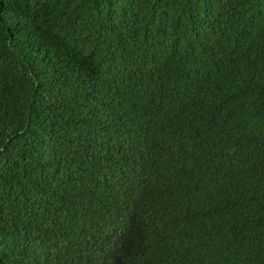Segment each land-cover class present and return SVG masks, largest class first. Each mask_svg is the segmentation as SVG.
Segmentation results:
<instances>
[{"label":"trees","instance_id":"16d2710c","mask_svg":"<svg viewBox=\"0 0 264 264\" xmlns=\"http://www.w3.org/2000/svg\"><path fill=\"white\" fill-rule=\"evenodd\" d=\"M0 264H264V0H0Z\"/></svg>","mask_w":264,"mask_h":264}]
</instances>
